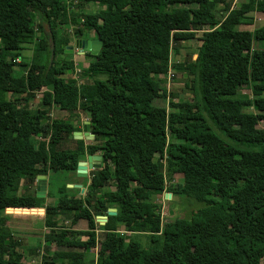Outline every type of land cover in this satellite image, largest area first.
<instances>
[{"label":"trees","instance_id":"16d2710c","mask_svg":"<svg viewBox=\"0 0 264 264\" xmlns=\"http://www.w3.org/2000/svg\"><path fill=\"white\" fill-rule=\"evenodd\" d=\"M83 1L0 0V264H33L26 251L41 264H264V25L242 28L254 25L252 13H264V0L237 8L225 0ZM90 2L104 9L79 22ZM42 23L49 35L39 36ZM100 23L101 50L86 52L94 60L81 69L92 83L79 86L66 78L76 65L59 59ZM198 32L196 57L173 63L177 44ZM28 46L31 57L23 54ZM172 68L187 73L193 99L168 100L162 78ZM44 88V108L32 111L28 104ZM246 88L250 102L240 96ZM53 108L85 114L94 143L74 139L80 129L72 120L49 119ZM37 137L47 142L38 145ZM70 141L75 149L58 148ZM98 153L102 167L91 171L85 194L63 187L56 199L53 175L76 174L80 161ZM40 175L45 198L36 196ZM176 175L184 186L170 183ZM166 193L202 208L163 222L156 199ZM46 198L56 202L45 205ZM30 208L45 210L42 252L24 245L1 214ZM110 208L117 215L98 226ZM68 219L87 229L60 228ZM97 245L96 260L87 259Z\"/></svg>","mask_w":264,"mask_h":264},{"label":"rangeland","instance_id":"374dc122","mask_svg":"<svg viewBox=\"0 0 264 264\" xmlns=\"http://www.w3.org/2000/svg\"><path fill=\"white\" fill-rule=\"evenodd\" d=\"M74 2L75 5H80L82 3H84L83 0H71ZM227 2V4H230L231 8H237L240 7L241 4L246 3L248 0H225ZM86 6H84V9H82V11L80 10V12L77 10L76 12H74V14H77L79 12V14L81 15V18L79 20V22H81L82 17L84 14H88V13H93V12H99L100 10L104 9V7H102L101 5H99L96 2H90L85 4ZM225 3H221L218 5V19L222 20V18H224V16L226 15V12L223 11L224 7H225ZM74 10H76L77 8H72ZM252 18H253V23L254 25L251 26H242L243 29L245 30H251L253 31L255 28H258L262 25H264V13H260V12H254L251 14ZM72 29L71 31H73V29H75L77 26L72 25ZM101 27V23L100 26L97 29H94L93 31H90L91 33V37H93L94 39H101V37H104V35L102 34V31L100 29ZM208 27H204V30H208ZM42 33L39 34H47L49 35V31H48V25L47 23H42ZM40 32V31H39ZM202 32H198L196 35V38L191 40V41H181L180 43L177 44V47L179 49V54L175 55L173 63H184L183 61H185L184 59L188 58L190 55L193 56V58H195V55L201 45V38ZM90 37V36H89ZM74 42H72L71 45H73ZM261 48V44L257 41H255L253 43V49H260ZM78 51L74 50L73 52H68L65 55H63L59 60L61 59H66V60H71L76 66L73 70H69L66 74V78L68 80L74 81L76 82L79 86L82 84H91L92 80L91 79H83L81 77V69L83 67H87L89 65L90 62H92L94 60V58L88 56V55H84V56H80L79 54H77ZM23 54L25 56L31 57L32 56V46H28L26 48V50L23 52ZM20 70V69H17ZM21 71V70H20ZM21 73V72H20ZM163 80L166 81V91H167V95H168V100L171 98L170 94H175L176 95V100L175 101H182V100H191L193 99V94L191 92V87H190V83H189V78L187 77V73L179 71V70H175V69H171L170 71V76L166 77V78H162ZM189 84V85H188ZM43 91V89L41 90ZM240 96L243 97V99L246 102H250L252 99L255 98V96L252 93V90L250 88H246L244 90H242L240 92ZM41 98H42V93L38 92V97L35 98L31 103L28 104V107L32 110V111H36L38 109H43L44 106H42L41 103ZM167 100V101H168ZM156 105L159 106H165L164 102L161 100L156 101L155 103ZM21 106V104L19 105ZM53 109H51L49 111L48 114V118L49 119H54V118H64L68 121H73L75 120V115L77 114L79 116V121L81 122V117L84 118L86 117L85 114H82L80 111H76L74 112H67V111H61L59 109H56L54 112H52ZM88 120V118H87ZM261 128H264V124L260 125ZM34 141L39 145L41 143H46L47 140L44 138H34ZM74 144H71L70 142L68 143H63L62 145H60L58 148L59 149H75V143L72 142ZM93 141H87V144H93ZM97 155H100V153H98ZM91 173V172H90ZM90 173H89V177L88 178H82V177H78L77 174L73 173V172H61L56 174L55 176L53 175V180H52V185H51V190L53 192L54 195H56V199L58 197V189L59 188H63V187H67V189H69V193L70 194H78L79 191H81V195L83 196L85 194H82V189H78L76 187H72L70 188L69 185H81L82 188H84V186L87 185L88 181L90 180ZM170 183H177L178 185L184 186L185 184L182 182V176L180 175H176L174 176V178L172 179V181ZM169 183V184H170ZM168 184V185H169ZM85 189V188H84ZM27 187L24 185V187L21 188V191L18 195H21V193H24L25 191H27ZM56 199H49L46 198L45 200V205L48 203H55ZM157 203H159L161 205L162 211H164L165 216L163 217V222H170L173 220H181V219H190V215L193 211H195L198 206L200 208H202L201 205H198L196 202H194L192 199L190 198H180V197H176V196H171V198L166 199L165 196H160L156 199ZM1 214L3 216H5V214H7L10 219L9 222V227L13 230H15L18 234L16 235V237L19 236L20 239L23 240L24 245H26L28 248L30 249H35V247H37L38 245H41V252L44 249L43 247V235L44 233H46V231L48 232V229L44 228L43 222L38 221V219H41L42 217H44V215H37L38 218H30L35 216L36 214H28L26 211H4L1 212ZM102 222V221H101ZM98 226L101 225V223L97 224ZM59 226L60 228L65 227V228H72L74 230H78V231H84L87 229V223L85 221H79L76 225H71V220H60L59 221ZM98 232V240L101 241L103 238V234L100 230L97 231ZM128 236H130L128 234ZM139 242L144 246V247H148L149 246V239L147 236L145 235H141L138 237ZM160 244V243H159ZM55 248V246L53 247V249ZM99 250V245H97V248L92 249L89 253H87V259H95L97 257V253ZM26 259L33 263V264H41L40 261H38L36 258L32 257L29 251H26ZM36 259V260H35Z\"/></svg>","mask_w":264,"mask_h":264},{"label":"water","instance_id":"95a60500","mask_svg":"<svg viewBox=\"0 0 264 264\" xmlns=\"http://www.w3.org/2000/svg\"><path fill=\"white\" fill-rule=\"evenodd\" d=\"M103 41L100 39H76L73 43V45H70L65 50V53L73 52L74 50L79 51L80 54H85L86 52H90L92 56L98 55L99 51L101 50ZM196 57V56H195ZM90 122H88L89 124ZM73 137L75 140H83L84 138L93 141L95 139V136L92 133H82V132H74ZM102 167V157L100 155H88L86 156V159L84 161H80L77 166L76 174L78 177L82 178H88L89 172L98 170ZM37 187H36V196L38 198H45L46 197V190H47V176L40 175L37 177ZM70 188L76 187L78 189H82V193H84L85 189L82 188L81 185H69ZM166 199L171 198V193L164 194ZM8 209V208H7ZM15 209H21V208H15ZM27 209V208H25ZM31 212L33 214H36L33 217L30 218H38L37 215H44L45 210L43 208H30ZM117 210L115 208H110L108 210L107 216H97L96 221L97 223H101V225H104L109 216H116ZM5 217H9L7 214H5ZM102 221V222H101Z\"/></svg>","mask_w":264,"mask_h":264},{"label":"crops","instance_id":"0c3cea01","mask_svg":"<svg viewBox=\"0 0 264 264\" xmlns=\"http://www.w3.org/2000/svg\"><path fill=\"white\" fill-rule=\"evenodd\" d=\"M91 39H93V38H91ZM80 56H84V54H79ZM17 71V73H19V74H21V73H23L22 72V70L20 71V70H16ZM21 72V73H20ZM44 91H46V88H44L43 89V91H41V93H43ZM56 110V108H53V110H52V112H54ZM64 112V111H63ZM88 120H87V118L85 117L84 118V116H83V118L81 117V122L78 120V118L77 117H75V120H73V124L75 125V126H77L79 129H80V131L79 132H82V133H91L90 131H86V129L84 128V126L85 125H88ZM82 141H84L85 142V144L86 145H88L87 144V139H83ZM70 143L71 144H73L72 143V141H70ZM73 146H74V144H73ZM75 147H76V144H75ZM88 156V155H87ZM90 173V172H89ZM46 195H47V190H46ZM28 214L30 213V214H32V212L30 211V212H28V211H26Z\"/></svg>","mask_w":264,"mask_h":264},{"label":"flooded vegetation","instance_id":"af4514ba","mask_svg":"<svg viewBox=\"0 0 264 264\" xmlns=\"http://www.w3.org/2000/svg\"><path fill=\"white\" fill-rule=\"evenodd\" d=\"M88 35L90 36L89 38H83V37H82V39H91V38H93V37H91V33H90V32L88 33ZM93 39H94V38H93ZM74 41H75V40H74ZM77 54H80L79 51H78ZM84 55L86 56L87 53H85ZM82 194H83V193H82ZM80 195H81V194H80Z\"/></svg>","mask_w":264,"mask_h":264},{"label":"built area","instance_id":"2783aa9c","mask_svg":"<svg viewBox=\"0 0 264 264\" xmlns=\"http://www.w3.org/2000/svg\"><path fill=\"white\" fill-rule=\"evenodd\" d=\"M15 62L16 63H19L20 62V59H16ZM168 76H170V72H169V75ZM164 216H165V213H164V211H162V217H164Z\"/></svg>","mask_w":264,"mask_h":264}]
</instances>
